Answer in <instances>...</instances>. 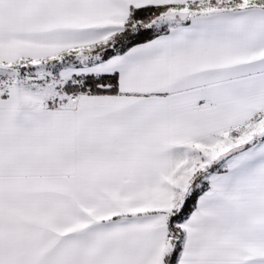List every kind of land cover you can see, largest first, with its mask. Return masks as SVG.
I'll use <instances>...</instances> for the list:
<instances>
[{"label":"snow or ice","instance_id":"6c2138e0","mask_svg":"<svg viewBox=\"0 0 264 264\" xmlns=\"http://www.w3.org/2000/svg\"><path fill=\"white\" fill-rule=\"evenodd\" d=\"M0 264H264V0H0Z\"/></svg>","mask_w":264,"mask_h":264}]
</instances>
